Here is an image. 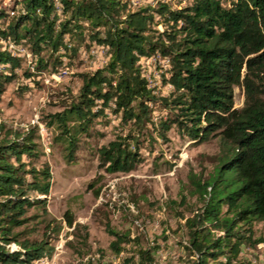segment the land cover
<instances>
[{
  "label": "trees",
  "instance_id": "obj_1",
  "mask_svg": "<svg viewBox=\"0 0 264 264\" xmlns=\"http://www.w3.org/2000/svg\"><path fill=\"white\" fill-rule=\"evenodd\" d=\"M5 1L0 0V98L18 69L25 67L24 77L39 84L42 72L59 71L81 48L107 47L108 63L80 73L79 94L49 121L58 124L57 139L68 143V157H74L80 133L109 113L130 125L126 136L99 150L111 173L136 168L142 161L138 137L156 124L160 133L177 126L198 143L221 136L225 151L214 174L192 177L204 204L190 217L181 214L178 242L188 255L199 254L195 264H249L239 257L241 246L264 241L254 231V222H264V0H187L177 8L169 0L140 8L124 0ZM2 41L28 47L35 70ZM157 54L170 59L162 75L172 86L167 95L150 83L140 63ZM238 86L245 92L241 108L235 107ZM153 106L166 108L167 118L157 123ZM36 131H14L0 140V264H33L53 252L50 240H30L20 229L31 219V208L46 209L52 188L50 164H35ZM73 222L69 217L68 224ZM107 229L115 253L137 241ZM11 242L21 249L11 251ZM153 252L134 247L130 260L154 264Z\"/></svg>",
  "mask_w": 264,
  "mask_h": 264
},
{
  "label": "rangeland",
  "instance_id": "obj_2",
  "mask_svg": "<svg viewBox=\"0 0 264 264\" xmlns=\"http://www.w3.org/2000/svg\"><path fill=\"white\" fill-rule=\"evenodd\" d=\"M169 1L174 8L188 3ZM143 3L137 8L152 1ZM157 28L163 30L162 25ZM149 63L153 86L167 95L172 87L163 81L162 75L166 73L162 69L166 68L161 63ZM67 65L69 74L56 80L46 72L47 75L38 77L39 84L24 77L23 66L0 98V140L10 132L23 133L35 127L39 135L36 140L39 158L35 164L39 167L48 162L53 177L46 209L31 208L28 214L31 219L20 228L25 230V238L50 240L53 247L51 255L33 264H84L89 260L135 264L130 257L137 246L153 248L154 264H195L199 254L188 255L178 242L181 232H177L184 222L181 214L190 217L204 204L199 194L194 193L191 180L192 177L206 180L214 174L225 151L221 136L198 143L183 135L177 126L160 133L156 124L138 137L142 161L136 168L127 173H111L99 150L117 137L126 136L130 125L121 124L119 118L109 113L106 119L97 117L88 132L80 133L74 157L70 159L68 143L57 139L61 133L58 124L51 125L49 121L77 97L82 86L79 74L89 72V65L79 51L69 58ZM244 100V88L235 87V107L241 108ZM153 109L157 123L167 118L166 108L153 106ZM69 217L73 218L72 225L68 224ZM108 225L118 232L130 233L131 238L137 239L135 245L115 253L110 247L115 237L108 232ZM57 227L59 233L55 232ZM254 231L256 238H264V222H254ZM183 232L185 236L187 230ZM262 243L243 244L239 257L249 264H264Z\"/></svg>",
  "mask_w": 264,
  "mask_h": 264
},
{
  "label": "built area",
  "instance_id": "obj_3",
  "mask_svg": "<svg viewBox=\"0 0 264 264\" xmlns=\"http://www.w3.org/2000/svg\"><path fill=\"white\" fill-rule=\"evenodd\" d=\"M126 2H128L133 8H137V6H141L142 4H144L143 2H145L146 0H124ZM136 6V7H135ZM3 43H5L8 48L10 50H12L14 53L20 55L21 57H23L26 60V63L28 65L31 66L32 70H35V68L32 66V55L31 52L29 50L28 47L23 46V45H16L15 43H13L12 41H2ZM69 48L71 47V44H69L68 46ZM80 54L82 55V59L84 60L85 63H88V70L89 71H97L99 69H101L104 65H106L109 61V53H108V48L102 45H95V46H91L89 48H81L79 50ZM66 60V59H65ZM151 61L156 62L155 64H163L162 66L164 68H166L165 70H167L170 67V59L168 57H162L161 55L157 54L154 55L152 57H142L140 63L142 64V67L144 68L143 73L148 77L149 81L151 84H153V78L150 75V70H149V65ZM164 69H162V71H165ZM70 73V67L67 64H64V66L56 72L50 73V77L51 79H56L59 80L61 79L63 76H66L67 74ZM43 75H47L46 72H42L40 77ZM170 85V84H169ZM171 86V85H170ZM172 87V86H171ZM260 245H264L263 243ZM7 247L11 250V251H15V250H19L21 249L20 245L17 244L16 242H11L9 244H7Z\"/></svg>",
  "mask_w": 264,
  "mask_h": 264
}]
</instances>
